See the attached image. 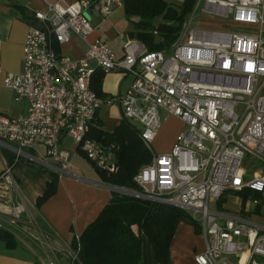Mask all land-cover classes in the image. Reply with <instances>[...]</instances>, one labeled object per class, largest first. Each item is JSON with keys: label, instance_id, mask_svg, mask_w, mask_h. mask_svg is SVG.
<instances>
[{"label": "built area", "instance_id": "obj_1", "mask_svg": "<svg viewBox=\"0 0 264 264\" xmlns=\"http://www.w3.org/2000/svg\"><path fill=\"white\" fill-rule=\"evenodd\" d=\"M120 3L55 2L34 13L37 24L28 27L23 71L4 79L14 101H25L27 109L15 118L0 114V147L12 152L13 165L33 159L60 176L71 165L61 145L66 136L92 166L115 174L116 146L89 134L101 106L116 104L153 155L134 177L139 191L127 189L124 195L187 213L204 240L196 264H264V167H244L245 162L264 165V0H199L169 52L147 51L126 37L117 57L106 41H87L95 28L88 16L103 19ZM201 3V17L221 28L194 23ZM72 38L87 45L80 59L59 55L53 47ZM119 70L132 76L130 88L98 97L93 75ZM161 112L185 129L169 152L154 155L150 144ZM13 165L4 161L0 175L8 187L15 186ZM229 191L240 195L241 210H211ZM244 192L255 196L243 200Z\"/></svg>", "mask_w": 264, "mask_h": 264}, {"label": "crops", "instance_id": "obj_2", "mask_svg": "<svg viewBox=\"0 0 264 264\" xmlns=\"http://www.w3.org/2000/svg\"><path fill=\"white\" fill-rule=\"evenodd\" d=\"M73 1L12 0L7 2L0 0V114L15 118L26 112L27 103L14 101V93L5 87L4 79L7 73L19 74L23 71V46L28 27L31 24H37L34 20V13L46 11L47 3L71 4ZM95 18L98 17L93 19ZM121 28L122 31H119ZM129 30L130 23L125 18L124 8L120 3V5L115 6L110 15L98 20L87 41L102 39L109 44L117 57H121L123 54L122 46L125 38L129 37ZM55 51L59 55L80 59L85 55L87 45L76 38H72L67 44L57 45ZM132 81L131 75L120 70L106 73L101 86L104 98L125 93L130 88ZM166 115L171 120L181 124V127L184 126L179 119ZM123 122L127 121L122 118V112L118 105L104 104L98 111L94 126L97 125L106 133H113ZM181 131H183L181 128L177 130L171 148ZM67 139L69 138L62 136L61 145L70 155V171L68 174L58 177L54 195L46 200L40 208H36V200L44 193L47 183L51 180L50 170L33 159L22 158L14 165V160L11 163L13 165L12 176L20 201L22 199L19 191L27 201L28 207L22 203L23 206L30 211L34 210V214L31 215L39 229L46 232L55 242L57 251L63 249L71 251L73 241L98 217L115 193L112 189L114 186L104 183L93 166H89L93 167L92 170L89 169L88 161L76 152L75 143L74 152L68 150ZM2 149L7 150L0 147V175L4 169V161L10 164L9 160L3 156ZM37 150L43 153L44 148L38 146ZM27 152L36 156L33 150ZM10 153L12 154V152ZM78 157L87 161V165L81 162ZM203 250L204 240L200 232H197L193 225L181 221L171 239L166 264H196L194 256ZM56 263L71 264L63 258L58 259ZM0 264L46 263L19 244L10 250L0 245ZM141 264H159L149 240L145 236L142 238Z\"/></svg>", "mask_w": 264, "mask_h": 264}, {"label": "trees", "instance_id": "obj_3", "mask_svg": "<svg viewBox=\"0 0 264 264\" xmlns=\"http://www.w3.org/2000/svg\"><path fill=\"white\" fill-rule=\"evenodd\" d=\"M92 1L98 3L100 0ZM196 3L197 0H181L177 5L168 0H121L125 18L130 23L129 38L139 41L150 52L169 51ZM158 18L161 22L156 24ZM53 47L56 49L57 43ZM104 76L105 73L97 71L91 80L92 90L101 98H104L101 89ZM89 137L114 144L117 148L118 169L115 174L108 176L93 166L103 182L139 191L134 177L151 163L153 155L140 140L135 127L123 122L113 133H106L96 125ZM76 152L85 158L78 148ZM2 154L10 164L13 162L14 156L10 152L2 149ZM49 173L51 180L37 198L36 208H40L56 191L59 175ZM249 196L255 194L241 193L243 200ZM181 221L193 225L199 232L196 223L180 209L114 193L98 217L73 241L71 251L77 253V259L72 264H141L143 236L149 240L158 263L166 264L171 239ZM0 245L8 250L19 245L14 234L2 225Z\"/></svg>", "mask_w": 264, "mask_h": 264}, {"label": "rangeland", "instance_id": "obj_4", "mask_svg": "<svg viewBox=\"0 0 264 264\" xmlns=\"http://www.w3.org/2000/svg\"><path fill=\"white\" fill-rule=\"evenodd\" d=\"M198 1L199 0H197V2ZM168 2L172 5H177L179 3V0H168ZM202 6L203 3L200 4L199 9L196 12V15L194 16V23L199 24L198 26H201V28H205V26H202L201 24L209 22L213 25V27L219 28L221 25L218 22H207V20L201 17L200 11ZM190 17L191 15L187 18V20ZM91 18L92 17L90 16L89 21H91ZM160 22L161 19L158 18L156 20V24ZM119 31H122V28ZM160 118L161 126L158 130L155 139L150 144V149L154 155L165 154L169 152L177 130L180 128L182 130L185 129L184 126L181 127V124H179L178 122L171 120V118L168 117L165 112H161ZM67 142L68 150L70 152H74V142L71 139H67ZM78 159L85 165L88 164V167L92 166L87 161H84L79 157ZM261 166L264 167L263 164H260L258 162L244 163L245 168H258ZM92 168L93 167H89L90 170H92ZM19 194L22 199L21 201L16 192L15 186L8 187L4 183L0 182V225L8 228L14 234L16 240L18 241V244L24 246L27 250H29L32 254L36 255L40 260L44 261L46 264H49L50 262H52L53 264H57V260L61 258L65 259L66 261L72 264L74 252L66 249L57 251L58 248L57 245H55V242L51 240V238L46 232H43L39 229L38 224L32 216L34 214V210L30 211V209H27L25 208V206H23L24 204L26 205V207H28L27 201L20 191ZM225 196L227 200L225 202H222L221 206H211V210L219 209L232 213L239 212L241 210V207L239 206V204L241 203L240 195L233 191H229L226 193ZM18 209H21V211L18 212ZM197 218L199 219V216H197Z\"/></svg>", "mask_w": 264, "mask_h": 264}, {"label": "water", "instance_id": "obj_5", "mask_svg": "<svg viewBox=\"0 0 264 264\" xmlns=\"http://www.w3.org/2000/svg\"><path fill=\"white\" fill-rule=\"evenodd\" d=\"M88 17L90 18V16H88ZM99 19H100V18H95V19H92V18H91V23H92V25H93V26H96L97 23H98V20H99ZM112 189H113L115 192L119 193V194H126L127 192H129V190L124 189V188L112 187Z\"/></svg>", "mask_w": 264, "mask_h": 264}, {"label": "bare ground", "instance_id": "obj_6", "mask_svg": "<svg viewBox=\"0 0 264 264\" xmlns=\"http://www.w3.org/2000/svg\"><path fill=\"white\" fill-rule=\"evenodd\" d=\"M17 211H18V212H20V211H21V209H18Z\"/></svg>", "mask_w": 264, "mask_h": 264}]
</instances>
